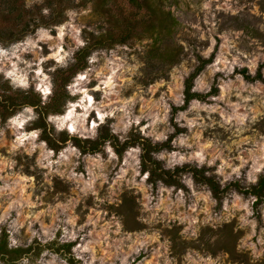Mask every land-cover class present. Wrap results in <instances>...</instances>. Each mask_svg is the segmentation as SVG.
<instances>
[{
	"label": "rangeland",
	"instance_id": "374dc122",
	"mask_svg": "<svg viewBox=\"0 0 264 264\" xmlns=\"http://www.w3.org/2000/svg\"><path fill=\"white\" fill-rule=\"evenodd\" d=\"M44 4L26 0L28 7ZM170 9L180 22L179 63L154 56L151 39L117 43L90 55L88 67L68 84L76 98L63 113L50 114L46 128H34L37 105L7 117L0 110V239L6 230L10 246L35 239L56 241L55 247L75 243L19 264H71L69 257L79 264H264V204L257 211L254 196L231 190L220 201L192 173L182 175L183 187L154 184L143 169L140 143L123 154L110 141L99 152L84 153L74 139L57 150L44 136L59 140L74 126L72 135L96 139L106 125L121 140L139 133L164 142L181 127L172 147L155 153L167 168L207 166L223 186L259 179L264 80H249L241 70L264 77L261 0H173ZM101 26L88 2L68 9L58 25L0 43V94L31 88L41 94L39 84L47 103L57 70L70 66L89 32L99 33ZM199 56L213 59L193 90H219L174 111L185 103L186 79Z\"/></svg>",
	"mask_w": 264,
	"mask_h": 264
},
{
	"label": "trees",
	"instance_id": "16d2710c",
	"mask_svg": "<svg viewBox=\"0 0 264 264\" xmlns=\"http://www.w3.org/2000/svg\"><path fill=\"white\" fill-rule=\"evenodd\" d=\"M88 2L93 3L94 13L102 22L101 31L99 33L90 31L88 42L76 51L74 62L66 68L57 70L55 91L47 103H42V94L33 88L18 89L15 95L2 96L3 94H0V110L4 117L14 114L24 105H37L39 118L35 121L34 128H46L49 115L63 113L68 100L76 98L70 94L68 84L77 73L88 67L90 55L100 48H111L117 43H127L133 39H151L154 56L167 60L170 65L181 61L184 48L175 40L180 22L170 9L173 0H81L80 2L45 0L44 5L33 7H28L26 0H0V43L8 45L23 39L39 27L58 25L67 20L68 9L87 5ZM261 5L264 9V0H261ZM45 6L49 9L47 13L43 10ZM254 30L259 33L256 28ZM212 59V57L199 56V64L186 79L185 103L174 107V111L185 109L193 99L205 100L218 92L216 85L208 93L193 90L194 80L206 65L212 62ZM241 72L249 80H264L261 73L252 76L247 68H243ZM4 84L11 88L9 80H5ZM0 93L3 91L1 90ZM182 130L181 127H177V131L164 142H153L139 133H134L131 137L121 140L106 125L101 128L100 135L96 139H84L72 135L68 129L60 132L59 140L45 135L46 133L44 136L57 150L61 148L63 142L74 139L84 153L99 152L105 143L110 141L117 152L123 154L129 147L140 143L143 148V169L149 172V179L152 183L156 184L161 180L169 185L183 187L182 175L192 173L196 181L207 185L220 201L231 190H238L246 196H254V206L258 211L264 204V172L254 183L246 185L240 180H235L223 186L215 173H209L211 168L207 166L199 167L186 163L182 166L167 168L164 162L155 156L156 152L171 148L174 136ZM56 244V241L44 244L35 239L28 246H10L9 234L4 230L0 239V258L5 264H19L24 257H38L46 249L55 248L57 252H61L75 245L74 242H69L55 247ZM68 259L71 264H79L73 257Z\"/></svg>",
	"mask_w": 264,
	"mask_h": 264
},
{
	"label": "water",
	"instance_id": "95a60500",
	"mask_svg": "<svg viewBox=\"0 0 264 264\" xmlns=\"http://www.w3.org/2000/svg\"><path fill=\"white\" fill-rule=\"evenodd\" d=\"M35 88L39 89L41 91V94L46 93V89H42L41 87H39V84L35 85ZM68 125H71L70 122L68 123ZM74 125V124H73ZM74 127V126H73ZM72 126L68 127V131L73 134V132L75 131V129Z\"/></svg>",
	"mask_w": 264,
	"mask_h": 264
}]
</instances>
